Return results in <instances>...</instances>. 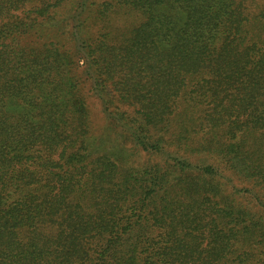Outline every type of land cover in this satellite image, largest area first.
Here are the masks:
<instances>
[{
    "label": "trees",
    "instance_id": "obj_1",
    "mask_svg": "<svg viewBox=\"0 0 264 264\" xmlns=\"http://www.w3.org/2000/svg\"><path fill=\"white\" fill-rule=\"evenodd\" d=\"M0 264H264V0H0Z\"/></svg>",
    "mask_w": 264,
    "mask_h": 264
},
{
    "label": "rangeland",
    "instance_id": "obj_2",
    "mask_svg": "<svg viewBox=\"0 0 264 264\" xmlns=\"http://www.w3.org/2000/svg\"><path fill=\"white\" fill-rule=\"evenodd\" d=\"M84 93L86 94V96L88 97L89 96V93L87 92V85L85 84L84 85ZM87 105L90 109V112L92 114V121L93 123H95V125L97 126V132L98 133H102V130H103V122L101 121V118L98 114H95V109L96 107L98 108V101L96 100H91L89 98H87Z\"/></svg>",
    "mask_w": 264,
    "mask_h": 264
}]
</instances>
